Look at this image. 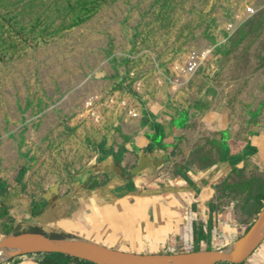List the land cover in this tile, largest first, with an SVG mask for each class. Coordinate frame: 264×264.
<instances>
[{
    "label": "rangeland",
    "instance_id": "obj_1",
    "mask_svg": "<svg viewBox=\"0 0 264 264\" xmlns=\"http://www.w3.org/2000/svg\"><path fill=\"white\" fill-rule=\"evenodd\" d=\"M194 50L210 53L186 75ZM263 125L264 0H0V240L37 195L141 130L179 172L221 167ZM241 160L221 168L215 206L251 225L264 174Z\"/></svg>",
    "mask_w": 264,
    "mask_h": 264
},
{
    "label": "crops",
    "instance_id": "obj_2",
    "mask_svg": "<svg viewBox=\"0 0 264 264\" xmlns=\"http://www.w3.org/2000/svg\"><path fill=\"white\" fill-rule=\"evenodd\" d=\"M143 131L121 152L110 150L37 195L30 207L23 205L19 225L141 255L217 250L242 236L250 225L238 224L232 209H217V184L221 168L233 160L244 162V154L247 164L264 174V125L251 128L244 141L229 143L221 167L179 172L165 160L166 150L150 148ZM43 261L63 264L37 254L3 264ZM65 263L81 264L72 259ZM241 264H264V239Z\"/></svg>",
    "mask_w": 264,
    "mask_h": 264
},
{
    "label": "water",
    "instance_id": "obj_3",
    "mask_svg": "<svg viewBox=\"0 0 264 264\" xmlns=\"http://www.w3.org/2000/svg\"><path fill=\"white\" fill-rule=\"evenodd\" d=\"M264 239V205L247 231L230 245L205 252L170 255L132 254L94 243L26 232L0 240V264L26 254L58 253L94 264H241Z\"/></svg>",
    "mask_w": 264,
    "mask_h": 264
},
{
    "label": "built area",
    "instance_id": "obj_4",
    "mask_svg": "<svg viewBox=\"0 0 264 264\" xmlns=\"http://www.w3.org/2000/svg\"><path fill=\"white\" fill-rule=\"evenodd\" d=\"M255 12L256 10L254 6L247 7L245 11L243 12V16L249 17L253 15ZM236 18L239 20L242 19V17L240 16ZM235 25H236L235 23L228 25L227 31L231 32L232 30H234ZM209 53H210V50H206L203 52H200L197 50L192 51L188 56L186 65L184 66V68H182V73L186 75L194 74L200 68V66L202 65L203 61L207 58ZM134 116H137V115L134 114Z\"/></svg>",
    "mask_w": 264,
    "mask_h": 264
},
{
    "label": "trees",
    "instance_id": "obj_5",
    "mask_svg": "<svg viewBox=\"0 0 264 264\" xmlns=\"http://www.w3.org/2000/svg\"><path fill=\"white\" fill-rule=\"evenodd\" d=\"M122 150H120L119 152H121ZM110 152V151H109ZM108 152V153H109ZM24 171L25 169L22 170V173L21 175L23 176L24 174ZM6 193V185L4 182H1L0 183V195H5ZM26 232H34V233H41V234H45L49 237H54V238H61L59 235H49V234H46L44 233V231L37 227V226H27V227H22L21 225H18L17 227H15V229L9 234H22V233H26ZM37 255H40V256H43L44 254H37ZM70 257V256H68ZM74 262H80L81 264H94V263H91V262H88V261H85V260H80V259H77V258H74V257H70ZM47 263H50L49 261H43L42 264H47Z\"/></svg>",
    "mask_w": 264,
    "mask_h": 264
}]
</instances>
